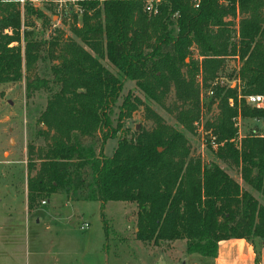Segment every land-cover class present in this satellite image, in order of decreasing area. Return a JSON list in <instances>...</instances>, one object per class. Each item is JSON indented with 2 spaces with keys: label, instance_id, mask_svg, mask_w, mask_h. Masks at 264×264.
I'll list each match as a JSON object with an SVG mask.
<instances>
[{
  "label": "trees",
  "instance_id": "trees-1",
  "mask_svg": "<svg viewBox=\"0 0 264 264\" xmlns=\"http://www.w3.org/2000/svg\"><path fill=\"white\" fill-rule=\"evenodd\" d=\"M84 6L81 25L74 20L70 26L73 37L54 31L48 41L30 20L36 17L47 27L44 14L26 6L22 16L17 0H0V84L25 77L28 97L47 95L36 120V138L44 146L27 144L28 212L54 195L98 202L107 238L106 204L132 203L137 241L158 246L183 240L186 255L215 259L219 242L244 239L257 263L264 205L216 162L205 165L191 156L184 134L148 107L155 128L119 138L123 122L144 106L140 98L122 100L115 126L111 114L125 81L156 103L173 87L182 106L177 120L191 131L201 86L208 88L209 106L218 111L206 123L214 158L239 168L242 182L264 199V136L239 139L233 120L264 119V108L247 102L250 95L264 96V0H200L198 8L192 0H161L156 15L147 14L139 0ZM232 19H238L234 40ZM192 47L199 60L190 57ZM230 56L240 64L234 76L239 85L211 86ZM46 60L47 73H38ZM114 139L116 147L106 156L105 145Z\"/></svg>",
  "mask_w": 264,
  "mask_h": 264
},
{
  "label": "rangeland",
  "instance_id": "rangeland-1",
  "mask_svg": "<svg viewBox=\"0 0 264 264\" xmlns=\"http://www.w3.org/2000/svg\"><path fill=\"white\" fill-rule=\"evenodd\" d=\"M38 11L49 20L48 26L43 27L42 20L36 17L30 18L40 38L47 40V31L53 28L52 22H54L57 35L58 32H62V38L73 37L70 26L73 25L74 19L68 17L58 19L47 8ZM232 20L231 40H234V26L238 19ZM55 36L52 35V38ZM190 57L193 60H199L195 47L190 49ZM100 62L113 74H117L116 69L106 59ZM186 62L188 63L189 59ZM50 64L48 60L39 64L38 73H47ZM239 66L238 59L232 56L225 58L224 66L211 86L219 84L233 88L239 85V81L234 77ZM197 81L200 83L199 77ZM208 90L201 86L199 118L192 123L191 131L181 126L177 120V114L182 106L173 87H170L160 103H156L149 100L133 81L124 82L120 97L113 108L111 120L115 126L119 107L127 95L140 98L144 106H141L131 118L123 122L118 134L119 138L129 139L136 132L151 131L155 128L151 115L145 112V107H148L166 125L184 134L188 139L191 156L200 157L205 165L216 162L243 189L251 192L259 203L264 205V199L260 194L242 182L239 168L226 165L214 158L213 150L216 145L213 144L214 138L210 140L211 148L208 144L207 138L210 134L206 131V123L212 121L218 111L216 105L209 106L212 95ZM46 101L47 95L44 91L36 92L30 97L27 96L25 77L18 83L0 84V264H42L36 262L33 255V249L41 247L55 248L61 253L57 256L58 262L47 256L44 264H212L210 258L186 255L183 240L163 242L158 246L137 241L134 237L137 208L132 203L108 202L106 204L103 213L108 229L107 238L104 223L100 217L99 203L75 202L68 200L64 195H61V198L64 199V203L69 204L64 206L61 202L58 212L64 216H73V220L67 226H71L69 228L71 231H68L63 224L56 226L53 224L52 230L48 231L42 224L37 226L32 222L28 223L32 226L29 229V225H25L24 222L26 213L33 216L54 215L50 211L56 203L54 201L43 206L42 201L35 210L31 212L25 210L27 144L33 142L36 147L44 146L43 139L36 138V132L41 128L36 124V120L44 109ZM233 120L239 139L251 134L264 136V119H244L238 115ZM117 140L107 142L104 148L106 156H111ZM86 222L90 226L85 230H80V226ZM260 243L261 241L255 240L256 247L260 249L261 246L260 252L262 253L264 244ZM103 245L107 250L103 251ZM70 248L77 249V255H67L66 253L70 252L67 249Z\"/></svg>",
  "mask_w": 264,
  "mask_h": 264
},
{
  "label": "crops",
  "instance_id": "crops-1",
  "mask_svg": "<svg viewBox=\"0 0 264 264\" xmlns=\"http://www.w3.org/2000/svg\"><path fill=\"white\" fill-rule=\"evenodd\" d=\"M61 195H54L51 197L50 201L46 200V204H42L43 206H47L51 202H56L50 213L54 215H29L26 213V216L24 218L25 225L32 222L34 225H43L46 230L50 231L52 230V225L55 224H63L66 229L71 231V226H68V223L73 220V216H64L58 211L59 204L63 202V205L66 206L69 203H64V199L61 198ZM63 200V201H62ZM25 210L28 212L27 209V203ZM87 223V222H86ZM29 225V224H28ZM89 225V223H88ZM90 226V225H89ZM54 227V226H53ZM32 228V226L29 225V229ZM135 232V229H134ZM264 244V241H263ZM264 246V245H263ZM264 249V248H263ZM70 252L66 253L67 255H77V249H67ZM107 250L106 246L103 245V251ZM152 250V249H150ZM34 252V259L38 263L44 264L45 261H47V256L52 257V259L56 262H58L57 256L60 255V250H57L55 248H35L33 249ZM49 259V258H48ZM49 259V260H52ZM212 264H264V252H260L259 261L255 262V254L252 249V247L244 240V239H232V240H226L221 241L218 244V255L215 259H212Z\"/></svg>",
  "mask_w": 264,
  "mask_h": 264
},
{
  "label": "built area",
  "instance_id": "built-area-1",
  "mask_svg": "<svg viewBox=\"0 0 264 264\" xmlns=\"http://www.w3.org/2000/svg\"><path fill=\"white\" fill-rule=\"evenodd\" d=\"M110 1H126V0H17V3L20 5L21 14L23 16L24 7H29L36 10H41L47 8L50 12L53 13L54 17L58 19L71 18L76 20V26L81 25L83 14L86 12L85 3L94 2L98 6H102L106 2ZM143 3V10L147 14L156 15L159 12V4L161 0H139ZM194 8L199 7L200 0H192ZM53 17V18H54ZM53 28H49L47 31V40H50L52 35L54 36L55 26L52 22ZM22 30L24 27L22 26ZM10 33V31H6ZM247 102L255 106L256 108H264V96L262 95H250L247 97ZM42 204H46L45 201ZM88 223H84L80 226V230H85L88 228Z\"/></svg>",
  "mask_w": 264,
  "mask_h": 264
}]
</instances>
